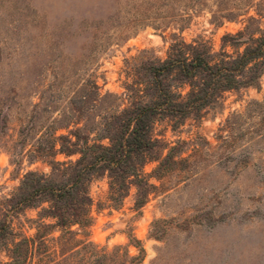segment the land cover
<instances>
[{"label": "rangeland", "instance_id": "374dc122", "mask_svg": "<svg viewBox=\"0 0 264 264\" xmlns=\"http://www.w3.org/2000/svg\"><path fill=\"white\" fill-rule=\"evenodd\" d=\"M249 16L264 29V0H0V202L27 172L49 174L28 156L42 134L66 135L72 123L92 126L127 106V60H163L173 34L219 52L222 38L240 32ZM97 94L117 98L99 102ZM152 138L158 161L142 168L154 186L145 205L134 209L130 186L114 207L106 175L93 179L90 225L76 240L98 251L120 247L122 258L138 257V242L140 264H264V74L198 119H156ZM170 149L174 159L161 164ZM38 213L9 218L16 237L34 236ZM58 236L47 238L41 262L29 264L87 263L91 249L76 248L66 260L55 255Z\"/></svg>", "mask_w": 264, "mask_h": 264}, {"label": "trees", "instance_id": "16d2710c", "mask_svg": "<svg viewBox=\"0 0 264 264\" xmlns=\"http://www.w3.org/2000/svg\"><path fill=\"white\" fill-rule=\"evenodd\" d=\"M244 1L251 4V0ZM262 15L256 11V16L263 18ZM245 23L240 32L222 38L219 52H213L207 42L188 43L171 35L163 60L133 58L125 62L123 97L127 98V106L121 110L119 106L92 126L72 123L74 128L66 135L56 136L50 131L42 134L28 156L31 161L46 163L50 172H27L16 191L0 202V255L6 258L0 264H29L35 258L41 262L44 258L40 251L55 232L59 236L51 241L61 248L54 254L62 260L74 255V249L82 248L92 250L86 264H140L144 250L138 242L140 255L129 257L125 252L122 258L120 247L98 251L93 244L76 240L77 232L88 228L91 221L89 185L106 175L107 200L112 206L122 203L130 186L136 189L134 209L138 211L145 205L154 186L143 176L142 168L147 162L158 161L157 144L152 138L156 119L180 125L188 118H200L206 109L218 105L225 93L258 85L264 74V29L254 16L246 18ZM93 91L98 92L94 84ZM113 97L117 98L96 95L99 102ZM69 127L70 124L65 129ZM103 140L108 144L98 143ZM173 150L161 164L174 159ZM59 155L65 161H57ZM72 157L76 159L70 160ZM28 209H39L36 233L31 238L16 237L9 218ZM72 243L74 247L64 252L63 247Z\"/></svg>", "mask_w": 264, "mask_h": 264}]
</instances>
